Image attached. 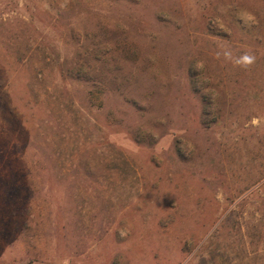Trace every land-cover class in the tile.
Returning <instances> with one entry per match:
<instances>
[{"label": "rangeland", "instance_id": "374dc122", "mask_svg": "<svg viewBox=\"0 0 264 264\" xmlns=\"http://www.w3.org/2000/svg\"><path fill=\"white\" fill-rule=\"evenodd\" d=\"M0 264H264V0H0Z\"/></svg>", "mask_w": 264, "mask_h": 264}, {"label": "clouds", "instance_id": "9594fccd", "mask_svg": "<svg viewBox=\"0 0 264 264\" xmlns=\"http://www.w3.org/2000/svg\"><path fill=\"white\" fill-rule=\"evenodd\" d=\"M226 55H227V54H226ZM244 59H245V60H247V59H248V57H245Z\"/></svg>", "mask_w": 264, "mask_h": 264}]
</instances>
